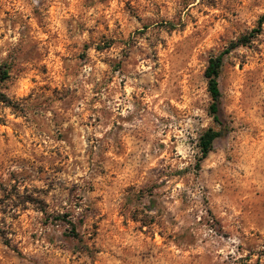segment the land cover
<instances>
[{
	"label": "rangeland",
	"instance_id": "rangeland-1",
	"mask_svg": "<svg viewBox=\"0 0 264 264\" xmlns=\"http://www.w3.org/2000/svg\"><path fill=\"white\" fill-rule=\"evenodd\" d=\"M263 16L264 0H0V264H264ZM246 35L217 123L204 70Z\"/></svg>",
	"mask_w": 264,
	"mask_h": 264
},
{
	"label": "trees",
	"instance_id": "trees-1",
	"mask_svg": "<svg viewBox=\"0 0 264 264\" xmlns=\"http://www.w3.org/2000/svg\"><path fill=\"white\" fill-rule=\"evenodd\" d=\"M264 21V16L260 19L259 23ZM251 35V34H249ZM250 36H242L236 41L231 42L230 45L218 52L217 54H212L207 62L204 70V77L207 83V91L210 96L209 113L217 123H220V118L218 116L219 102H220V89L218 83V76L223 64V59L225 54H227L232 48L238 45H244ZM9 77V70L6 64L0 65V82ZM0 98L3 100H8L5 94L0 92ZM221 135V130L207 128L198 137V148L201 154V158H204L212 149L214 140Z\"/></svg>",
	"mask_w": 264,
	"mask_h": 264
}]
</instances>
